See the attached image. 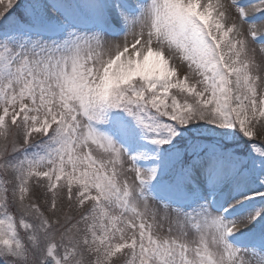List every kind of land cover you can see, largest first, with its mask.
<instances>
[{"label":"snow or ice","instance_id":"snow-or-ice-1","mask_svg":"<svg viewBox=\"0 0 264 264\" xmlns=\"http://www.w3.org/2000/svg\"><path fill=\"white\" fill-rule=\"evenodd\" d=\"M0 264H264V0H0Z\"/></svg>","mask_w":264,"mask_h":264},{"label":"rangeland","instance_id":"rangeland-1","mask_svg":"<svg viewBox=\"0 0 264 264\" xmlns=\"http://www.w3.org/2000/svg\"><path fill=\"white\" fill-rule=\"evenodd\" d=\"M256 47H257V52H258V54H259V48H260V46H259V45H257Z\"/></svg>","mask_w":264,"mask_h":264}]
</instances>
